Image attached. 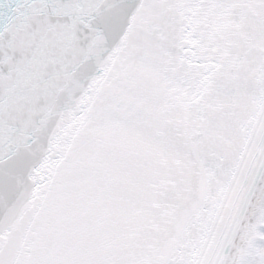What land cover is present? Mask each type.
I'll return each mask as SVG.
<instances>
[{"label": "water", "instance_id": "water-1", "mask_svg": "<svg viewBox=\"0 0 264 264\" xmlns=\"http://www.w3.org/2000/svg\"><path fill=\"white\" fill-rule=\"evenodd\" d=\"M264 160V0H0V264H221Z\"/></svg>", "mask_w": 264, "mask_h": 264}, {"label": "bare ground", "instance_id": "bare-ground-1", "mask_svg": "<svg viewBox=\"0 0 264 264\" xmlns=\"http://www.w3.org/2000/svg\"><path fill=\"white\" fill-rule=\"evenodd\" d=\"M258 221L264 224V160L221 264H249L256 245H247Z\"/></svg>", "mask_w": 264, "mask_h": 264}, {"label": "rangeland", "instance_id": "rangeland-1", "mask_svg": "<svg viewBox=\"0 0 264 264\" xmlns=\"http://www.w3.org/2000/svg\"><path fill=\"white\" fill-rule=\"evenodd\" d=\"M264 224L258 221L257 225L254 226V231H252L251 242L247 245V249L250 246L256 245L257 252L250 258V264H264Z\"/></svg>", "mask_w": 264, "mask_h": 264}]
</instances>
